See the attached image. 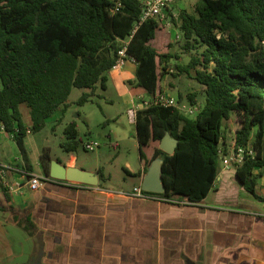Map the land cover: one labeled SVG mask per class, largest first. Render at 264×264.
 I'll use <instances>...</instances> for the list:
<instances>
[{
	"label": "trees",
	"instance_id": "1",
	"mask_svg": "<svg viewBox=\"0 0 264 264\" xmlns=\"http://www.w3.org/2000/svg\"><path fill=\"white\" fill-rule=\"evenodd\" d=\"M113 5V0H0V122L8 132L17 130L13 139L22 158L28 160L27 130L36 133L57 111L64 114L73 87L87 89L76 100L78 105L92 100L98 87L107 88L117 51L127 40V54L136 64L129 83L149 96V104L138 108L135 116L143 171L162 158L164 190L143 191L159 198L178 195L201 201L219 171L224 121L235 111L240 126L234 145L253 149V155L246 151L235 173L254 193L253 169H264V0H195L193 12L179 13L183 38L202 46L188 63H174L179 72L191 75L193 71L204 86L205 102L194 117L184 113L179 103H154L162 93L159 83L165 66L178 57L167 48L168 34L155 41L156 32L165 26L154 18L140 20L141 0H121L116 11H111ZM188 97L194 105L195 94ZM21 104L29 111L28 128ZM64 133L60 146L75 151L79 139L74 119ZM166 133L177 140L172 154L159 147ZM50 160L45 147L40 162L47 176ZM98 173L103 179L102 168Z\"/></svg>",
	"mask_w": 264,
	"mask_h": 264
},
{
	"label": "crops",
	"instance_id": "2",
	"mask_svg": "<svg viewBox=\"0 0 264 264\" xmlns=\"http://www.w3.org/2000/svg\"><path fill=\"white\" fill-rule=\"evenodd\" d=\"M135 68L130 60L108 74L107 88L112 84L118 89L126 111L143 107V100L135 104L136 87L126 91L125 83L134 79ZM221 143L228 145L224 136ZM0 152L4 156L0 163L10 168L7 180L15 188L9 192L0 181V264H264L261 167L253 169L254 193L237 178L235 167L219 162L213 186L201 201L185 206L144 202L140 207L134 201L121 202L120 190L108 185L110 180L103 186H89L52 179L41 162L34 171L2 136ZM66 154L65 159H51L91 171L98 181L107 177L102 169L100 179L101 167H85L74 151ZM148 167L143 171L139 160V168L126 169V174L137 178L132 187L142 188ZM31 174L45 178L38 189L28 187ZM171 198L187 200L178 195Z\"/></svg>",
	"mask_w": 264,
	"mask_h": 264
},
{
	"label": "rangeland",
	"instance_id": "3",
	"mask_svg": "<svg viewBox=\"0 0 264 264\" xmlns=\"http://www.w3.org/2000/svg\"><path fill=\"white\" fill-rule=\"evenodd\" d=\"M194 1H174L170 17L167 19L169 24L164 25L165 27L157 31L155 35V41H157V38L161 39L168 34L166 38L170 40V43L167 45V48L171 53L178 55V57L172 58L169 61L168 65L165 66L166 70L161 75L159 84L161 85L162 93L171 95L175 99L180 98L178 106L181 110L184 111L192 108V112L187 114L190 117H194L205 102L204 86L193 77V71H191V75L179 72L174 63L186 64L192 56L202 50V46L194 41L187 43L178 28L179 13L183 10L193 12ZM174 8L175 10L177 9L176 15L172 13ZM177 35L178 37H176ZM164 44L166 45V42ZM125 85L126 91H132V88H137V90L135 89L137 92L135 93V104L142 100H148L149 96L142 87L135 86L129 82H126ZM85 91H87L85 88L73 87L66 101L65 117L61 116V111H57L47 119L46 125L40 131L29 133L25 136V144L28 149H26L27 157L34 171L38 172L40 155L45 147L49 148V153L52 157H61L63 159L67 157L66 151L60 146V142L66 139L64 133L66 124L74 119L77 122L79 139L78 147L74 153L79 157V160L85 162V167L97 165L107 172V179L99 180L97 184H89V186H103L105 181L108 180L109 183L110 180V183L106 184L120 190L118 197L122 199L121 202L128 203L134 201V204L138 203V206L144 202H169L182 206L190 204L185 199L140 197L133 194L132 186L137 183V178L126 174L124 170L139 168L135 124L129 121L126 105L122 97H120V92L112 84L105 90L98 87L92 96V100L78 105L76 100ZM191 92L195 94L196 103L194 105L190 104L188 97V94ZM20 108L22 120L29 127L31 120L28 108L24 104H21ZM239 126L238 114L233 111L223 124V136L230 146L225 149L227 153H229L233 145L235 131ZM255 130L256 127H253L251 139L254 136ZM0 136L7 140L12 152L17 155L21 154L15 140L9 136L8 131L1 133ZM86 142H91L94 146L93 149L84 148ZM2 158L4 156L0 152V162ZM161 159V156L157 157L148 167V172L157 173Z\"/></svg>",
	"mask_w": 264,
	"mask_h": 264
},
{
	"label": "built area",
	"instance_id": "4",
	"mask_svg": "<svg viewBox=\"0 0 264 264\" xmlns=\"http://www.w3.org/2000/svg\"><path fill=\"white\" fill-rule=\"evenodd\" d=\"M174 0H141V17L140 20H145L149 18L157 19L161 24L168 25V18L170 17L171 9H172V3ZM114 5L111 7V11H116L121 7V0H113ZM178 37V35L176 36ZM127 40L123 41L122 46L117 51V58L115 61V64L112 68L115 67H122L124 66L127 61H130L132 59L131 56L127 54L126 47H127ZM154 103L161 105V106H175L178 105V101L172 97L171 95L161 93L158 96L155 97ZM149 104V100H144L141 103L142 106H146ZM138 109V106H131L127 109V115L130 122L135 121L136 111ZM192 112V108L184 110V113ZM3 132H7L5 130V126L2 122H0V134ZM17 133V130L8 132L10 136H14L13 133ZM93 144L91 142H86L84 144V148L86 149H93ZM229 148V144L225 147L224 144L220 143L218 145V154H219V160L225 167H236L239 165L244 157L245 153L249 155H253V149L250 147H244V146H237L235 147L234 141L231 149L229 150V153L225 152L226 148ZM9 166L0 163V181L2 185L7 189V191L11 192L15 188L12 184H10L7 180V173L9 171ZM44 177L31 174L28 180V187L29 189L35 190L38 189L41 185V180ZM45 179V178H44ZM69 182V181H67ZM72 183V182H69ZM133 194L140 196V197H155L151 196L143 191V189L139 186L133 187Z\"/></svg>",
	"mask_w": 264,
	"mask_h": 264
},
{
	"label": "water",
	"instance_id": "5",
	"mask_svg": "<svg viewBox=\"0 0 264 264\" xmlns=\"http://www.w3.org/2000/svg\"><path fill=\"white\" fill-rule=\"evenodd\" d=\"M177 140L166 133L161 139L159 147L166 153L172 154L176 147ZM159 174V175H158ZM49 177L57 180H65L74 183H83L95 185L98 182V176L91 171L79 168L77 166H65L56 159L50 160ZM142 189L147 191L161 192L164 186L160 177L159 171L149 172L144 182Z\"/></svg>",
	"mask_w": 264,
	"mask_h": 264
}]
</instances>
